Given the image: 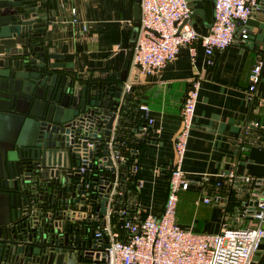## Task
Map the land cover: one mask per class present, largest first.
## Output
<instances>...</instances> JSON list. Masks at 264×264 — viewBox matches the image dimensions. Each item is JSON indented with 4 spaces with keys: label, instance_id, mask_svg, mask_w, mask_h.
Masks as SVG:
<instances>
[{
    "label": "built area",
    "instance_id": "obj_1",
    "mask_svg": "<svg viewBox=\"0 0 264 264\" xmlns=\"http://www.w3.org/2000/svg\"><path fill=\"white\" fill-rule=\"evenodd\" d=\"M263 5L264 0H213V22L206 33L199 34L190 23L188 0H140L131 64L144 76L159 74L182 45L189 47L193 60L194 43L200 40L210 66L216 51L228 48L237 37H249L248 19ZM70 13L72 22L77 23L75 8ZM80 28L86 30L83 24ZM263 63V58L257 57L248 71L246 98L251 106L258 99ZM200 84V75L193 76L184 95L181 123L173 141L174 159L165 167L167 195L159 214L143 216L137 200L141 184L137 178L138 147L144 137L150 139L154 119L148 105L133 101L126 105L125 96L135 93L132 81L124 83L108 133L101 124L79 134V165L73 167L72 177L75 190L56 185L46 195L54 202L55 215L60 216L61 222H56L59 229L85 228L93 232L100 246L107 237L103 264H252L264 238V177L229 171L223 179L209 182L206 176L190 179L182 169ZM130 126L127 134L125 128ZM244 127L243 143L264 148V129L259 123L250 120ZM131 178L133 189L126 185ZM191 184L209 188L196 198V205L211 204L223 210L217 232L197 231L177 221L179 192ZM58 190H62L60 195Z\"/></svg>",
    "mask_w": 264,
    "mask_h": 264
},
{
    "label": "crops",
    "instance_id": "obj_2",
    "mask_svg": "<svg viewBox=\"0 0 264 264\" xmlns=\"http://www.w3.org/2000/svg\"><path fill=\"white\" fill-rule=\"evenodd\" d=\"M190 23L206 33L214 19L213 0H188ZM135 0H65L46 35L49 51L61 54L58 61L72 63L70 74L84 82L118 72L126 53L133 48L139 27L135 26ZM75 8L79 21L72 22ZM81 24L86 28L81 30ZM249 37L236 38L228 48L216 51L208 66L200 40L194 43L193 60L189 47L182 45L159 74L144 76L131 64L127 81L134 83L138 103L149 107L154 119L150 134L138 147V204L142 215L159 214L168 190L165 167L174 159L173 141L181 123V107L189 80L200 75L201 84L182 169L190 179L203 176L209 182L229 172L264 177V148L243 143L244 126L256 120L264 129V63L257 86V102L246 98L247 75L257 57L264 60V5L247 22ZM208 186L191 184L179 192L176 216L184 227L217 232L223 210L219 206L195 204ZM252 264H264V238Z\"/></svg>",
    "mask_w": 264,
    "mask_h": 264
},
{
    "label": "water",
    "instance_id": "obj_3",
    "mask_svg": "<svg viewBox=\"0 0 264 264\" xmlns=\"http://www.w3.org/2000/svg\"><path fill=\"white\" fill-rule=\"evenodd\" d=\"M64 1L0 0V264L106 260L107 237L100 246L85 228L59 229L60 216L46 195L56 185L75 190L76 140L84 129L101 124L108 133L132 48L118 72L75 79L73 64L58 61L62 55L50 52L46 39ZM133 18L139 27L140 0H135ZM135 96L129 92L126 105L137 102Z\"/></svg>",
    "mask_w": 264,
    "mask_h": 264
},
{
    "label": "trees",
    "instance_id": "obj_4",
    "mask_svg": "<svg viewBox=\"0 0 264 264\" xmlns=\"http://www.w3.org/2000/svg\"><path fill=\"white\" fill-rule=\"evenodd\" d=\"M122 123H125V121H123ZM121 126H123V124H122ZM131 130H132V129H131V126H130L129 129L125 128V132H126L127 134H129V133L131 132ZM146 139H147V136L144 137V139H142V140L140 141L139 146H140L141 142L144 141V140H146ZM126 185H127V187L133 189V185H134V184L132 183V178L126 180Z\"/></svg>",
    "mask_w": 264,
    "mask_h": 264
},
{
    "label": "rangeland",
    "instance_id": "obj_5",
    "mask_svg": "<svg viewBox=\"0 0 264 264\" xmlns=\"http://www.w3.org/2000/svg\"><path fill=\"white\" fill-rule=\"evenodd\" d=\"M1 194H0V205H1V201L3 200L2 198H1ZM3 197V196H2ZM176 214H177V212H176ZM205 232H207V231H205Z\"/></svg>",
    "mask_w": 264,
    "mask_h": 264
}]
</instances>
